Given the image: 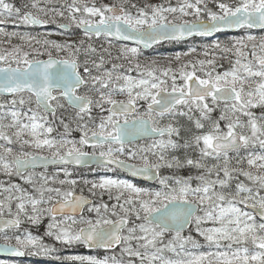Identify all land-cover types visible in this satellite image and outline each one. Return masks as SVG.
<instances>
[{
    "label": "snow or ice",
    "instance_id": "snow-or-ice-1",
    "mask_svg": "<svg viewBox=\"0 0 264 264\" xmlns=\"http://www.w3.org/2000/svg\"><path fill=\"white\" fill-rule=\"evenodd\" d=\"M52 2L30 0V5L23 7L30 6L35 11L22 13L21 8L0 0V25H46L56 23L54 17L59 16L68 21L58 24L61 29L75 25L83 29L85 37L103 34L134 41L144 48L187 36H210L225 29H264V0L220 2L219 11L207 10L205 5L207 23L182 19L195 14L199 20L203 0H184L177 7L147 6L150 15L145 8L132 15L123 3L97 7L81 0H65L67 17L65 11L47 6ZM166 14H172L173 19ZM0 36L7 38L0 39V44L11 45L0 50V94L12 97L0 102V171L19 177L32 189L15 183L0 185L7 193L0 199V252L16 257L50 256L59 251L56 245H81L103 250L105 255H73L65 259L78 264H264V222L257 223L253 212L244 210L250 208L264 220V36L258 43L253 35L231 46L216 43L214 52L218 50L222 58L234 57L230 70L215 72V57H209L206 50V59L189 61L191 71L189 64L180 67V83L175 70L154 67L155 61L133 66L140 47L121 49L129 63L126 73L136 70L138 78L119 72L124 65L115 63L111 70L93 75L89 64L100 72L104 58L101 56L98 63L89 60L88 55L96 52L89 44L81 63L78 54L83 40L79 45L41 40L3 27ZM13 37L29 45L35 41L44 50L36 47L25 51L23 44H11ZM44 55L47 59L39 58ZM180 58L179 54L175 57L177 61ZM197 64L200 71L205 65L212 69L205 72L206 78L196 75ZM82 87L95 91L98 98L79 94ZM114 93L126 94L127 100L114 99ZM61 101L75 110L81 121L85 116L92 119L93 106L108 114L100 117L97 130L78 124V141L63 137L57 140L51 138L54 128L47 116L55 117L57 109L65 107ZM138 101L147 102L146 107L138 108ZM221 103L223 109L213 119L211 114ZM105 104L110 107L105 109ZM25 105L27 110L22 111ZM256 108L262 109L260 116L254 113ZM177 117H186L190 126L181 125ZM5 119L9 122L5 123ZM60 123L67 134L69 124L63 120ZM139 140L151 143L140 146ZM12 145H18L19 150L14 151ZM85 146H91L93 151H85ZM256 148L261 152L249 151ZM181 150L183 156L177 155ZM189 150L198 155L193 158ZM241 150H246L247 155L241 156ZM45 151L50 155H43ZM229 153L236 154V166ZM245 161L247 169L240 166ZM50 164L119 169L133 177L155 179L160 188L150 191L109 176L98 182L84 180L85 185L90 184L88 192L93 197L99 190L101 200L94 202L83 195V189L77 194L78 182L67 179L72 175L67 167L62 169L66 179L58 181L61 187L51 186L57 183L55 176L49 178L41 173L39 179L34 178L32 170ZM162 168L172 170L171 174L161 175ZM184 168L195 169L196 174L179 175ZM241 176L245 180H240ZM105 193L116 202H103ZM45 219L43 236L24 227H38ZM193 224L198 236L216 251L197 253L186 248L202 247L193 235H183L185 228ZM208 224L211 226L205 227ZM166 233L174 235L164 243ZM44 237L52 243H46ZM248 244L254 251H249ZM118 246L119 256L115 254ZM166 251L179 258H166ZM0 264L6 261L0 260Z\"/></svg>",
    "mask_w": 264,
    "mask_h": 264
},
{
    "label": "trees",
    "instance_id": "trees-1",
    "mask_svg": "<svg viewBox=\"0 0 264 264\" xmlns=\"http://www.w3.org/2000/svg\"><path fill=\"white\" fill-rule=\"evenodd\" d=\"M104 1L105 0H81L82 3H87L89 6L95 4L97 7H101L104 5ZM117 2V5L123 3L124 7L127 11H129L131 14H137V9L139 8H145L146 11H148L149 13H151V9L147 6H151V5H163L164 7H169V6H173V5H178L179 2L177 0H169L167 1L165 4H151L148 2V0H115ZM215 2H233V0H212ZM8 3L13 4L15 7L17 8H21L22 13L24 11H35L33 9L30 8H24L23 5L24 4H29L30 5V0H7ZM67 3H71V0H67ZM65 4V0H53V2L49 5H47L49 8H56L58 10L61 11H65V17H67L68 13L66 11V9L63 8V5ZM132 5H136L135 8L132 7ZM42 6L43 3H42ZM79 15V14H77ZM49 16L51 17V13L49 14ZM204 18L206 16H203ZM56 20V23H49L46 24V26L44 28H38V27H16L12 24H8V25H0V27L5 28V31L8 32H18L21 34H28L30 36L36 37L37 39H41L42 31L46 32V31H61L59 30L58 24H60L63 20H67L66 18H61L59 16H55L54 17ZM76 34L81 35L82 33L80 32L79 29H75L74 30ZM64 32V31H62ZM66 34L71 33L70 32H64ZM248 35H253L257 37V43L259 42V38L264 36V32H255L253 30L250 29H246L243 30L241 32H239L236 35H227V34H222V35H218L216 36V39H219V41L217 43H220L221 45H228L231 46L236 40L242 39L244 38L246 40V37ZM0 39H7L6 37L0 36ZM109 40V42L111 44H114L115 46H122L121 44H119L118 42H115L109 38H107ZM43 40V39H41ZM100 39H96L93 38L91 40L89 39H85L84 44L81 48V52L78 54V58L79 60L81 59L80 55L84 54V49H86L88 47L89 44H87V42H91L90 45L96 49L95 53H90L88 55V57H90L91 54H96L98 57V60L100 59L101 56H103L104 61L107 62V68H111L112 64H123L126 67H129V63L126 60L121 59L122 56L119 55L117 49H115L114 47L110 46L107 43H99ZM35 41H32V43ZM215 42L214 40H210V38H195L189 42H185V43H181V42H169L166 44H162L160 46H158L157 48L153 49L152 51L148 52V53H144L141 52V58L140 59L142 61H137L138 63H140L142 66L143 65H151L153 61H155V65H153L154 67H161V68H167V67H171L173 70L177 72H179L180 67L183 64H189V61L191 62H196L198 60L201 59H206V57L204 56V52L207 50V52L209 53V57H215L216 60V65L221 64V65H225L227 64V62H230V60H234V57H230V58H222L221 54L219 53V51H213V45H215L216 43H212ZM12 45H17V44H23L24 46V50L25 51H29L31 52V50H27V46L29 44L21 41L18 37H13L12 41H11ZM72 44H77L79 45V42H73ZM11 45L4 43V44H0V50L5 49V48H10ZM38 47L41 49V51H43V47L41 45H37L35 46V48ZM195 49V52H192L191 49ZM251 49V44L249 43V51ZM55 53V52H53ZM179 54L180 55V60L177 61L175 59L176 55ZM119 57V58H118ZM40 58H46L47 56H41ZM155 59H160V60H155ZM136 62V63H137ZM134 66V65H133ZM101 69H106L105 67H102ZM83 70V69H82ZM191 64H189L188 67V71H191ZM124 71V70H123ZM199 70V65L197 64V76H201ZM83 72V71H82ZM79 94L84 95V94H88L91 95L93 97V99L98 98L97 97V93H95V91L91 90L90 88H82L79 90ZM114 95V94H113ZM5 100H7L4 97L0 98V102H4ZM66 112H61L58 111L56 116L53 117L52 115H49L47 117H50L52 120H54V123L51 124V126L54 128V131L50 134L51 138H55L57 140L61 139L62 137L64 139L67 140H76L78 141L81 133L80 130L77 129V127H75L74 125L70 124V117L71 114H76L75 110L69 108L67 106L66 108ZM63 120L64 123L69 124V132L67 134H65L63 125L60 123V121ZM48 155H50L49 153H47ZM80 191L81 189H83V194L94 198L89 192H88V187L87 186H80ZM78 190V189H77ZM100 199V196H96V200ZM98 201V200H97ZM96 254H99L100 256H103L105 253L98 251L96 252ZM27 260V259H26ZM28 262H30V264H56V263H51L48 262L46 260H44V262H41V260H38L36 258H33L32 260H29Z\"/></svg>",
    "mask_w": 264,
    "mask_h": 264
},
{
    "label": "rangeland",
    "instance_id": "rangeland-1",
    "mask_svg": "<svg viewBox=\"0 0 264 264\" xmlns=\"http://www.w3.org/2000/svg\"><path fill=\"white\" fill-rule=\"evenodd\" d=\"M167 1H169V0H148V2L149 3H151V4H165ZM178 2H179V4H182L183 2H184V0H177ZM188 2H190V3H194L195 2V0H188ZM227 3H232V2H227ZM112 4H117V2L115 1V0H105L104 1V5H112ZM178 4V5H179ZM218 4H219V2H215V1H212V0H203V3L200 5V7H201V9H202V11H201V14H200V17H199V20H197V17L195 16V14H191V15H188V16H184V17H182V19H184V20H187V21H202V20H208V16H207V10H211V11H219V9H218ZM178 5H173V6H171V7H177ZM205 5L207 6V10H204L205 9ZM170 7V6H169ZM189 11H192V10H189ZM151 13H149V15H150ZM132 15H136V14H132ZM166 15H168V18L171 20V19H173V15L172 14H166ZM177 16H179V13H177L176 14ZM203 16H206L205 18L203 17ZM93 19H98V17L97 18H93ZM68 21L67 20H63L60 24H62V23H67ZM5 26V25H4ZM19 27H27V26H23V25H21V26H19ZM28 27H30V26H28ZM71 33H68V34H66V33H64V32H62L63 30H61V31H58V30H56V31H46V32H44V31H42L41 33H43L42 34V36H44V37H42L41 39H50V40H55V41H57V42H60V43H70V44H72L74 41L75 42H79L80 40H85V39H89V40H91V39H93V37L91 36L90 38L89 37H85V35H84V33L80 30V28H77L75 25H73L71 28ZM75 29H79L80 30V32L82 33L81 35H78V34H76L75 33ZM60 30V29H59ZM108 37H102V38H99L100 40V42L99 43H107L109 46L108 47H110V46H112V47H114L115 49H117V51H118V53H119V55H121V49L123 48V47H128V48H131V47H133V46H128V45H122V46H115L114 44H111L110 42H109V40L107 39ZM96 39H98V38H96ZM210 40H214L215 42H212V43H217L218 41H219V39H216V37H213V38H210ZM91 42H87V44H90ZM35 46H37V44H35V42H33V43H31V45H28L27 46V50H31L32 48H35ZM258 50V49H257ZM141 52H142V50L140 49V55L138 56V57H136L135 59H133L132 60V64L134 65L137 61H142V60H140V59H143V58H141ZM53 55H56V53H53ZM60 55L61 56H63V55H65L64 53H60ZM122 56V55H121ZM80 57H81V59H80V61H81V63H83V60L86 58L85 57V54H81L80 55ZM40 58V57H39ZM89 60H95L97 63L99 62V60H98V57H97V55L96 54H91L90 55V57H87ZM40 59H46V58H40ZM121 59H123V60H126L127 62H128V60L127 59H125L123 56H122V58ZM155 60H160V59H155ZM234 61V60H233ZM13 66H15V65H13ZM107 66V62H105L104 61V64H103V66L102 67H105L106 69H100V72H98L97 71V69H95L93 66H92V64L90 63L89 64V67H90V69L92 70V74L93 75H97V74H100V73H102L104 70H111V68H107L106 67ZM230 67H231V64H230V62H227V64H226V66L224 65H221V64H217V65H215V72H223V71H226V70H230ZM82 68V67H81ZM128 67H126L125 65H124V68H122V69H119L118 71L119 72H122V73H126V69H127ZM158 68H161V67H158ZM199 68H200V66H199ZM124 70V71H123ZM210 70H212L211 68H209V66L208 65H205L204 66V71H198V72H200V74H201V78H206V76H205V72H207V71H210ZM179 72H177V83H180L181 82V80H180V78H179V74H178ZM197 73V72H196ZM126 74H130V75H132L133 77H137L138 78V73H137V71L136 70H133L131 73H126ZM160 73L158 72L157 73V75H159ZM169 84H171V80H170V78H169ZM1 98V97H0ZM113 98L114 99H117V100H124V101H126L127 100V95L126 94H120V93H114V95H113ZM7 100H5V101H8V100H11L12 99V97L11 98H6ZM2 102V101H1ZM61 103H65V107L64 108H58V111H61V112H66L67 110H66V108H67V104H66V102H64V101H61ZM209 103H211V102H209ZM146 104H147V102H145V101H138V104H137V106H139L140 107V105H143L144 107H146ZM19 107V106H18ZM27 107H28V105H25L24 106V108L23 109H21L22 111H26L27 110ZM31 107H35V105L33 104V105H31ZM110 107V105H107V104H105L104 105V108H109ZM223 109V105L221 106V105H219L218 107H216L215 108V110L213 111V113L211 114L212 115V118L213 119H217L218 117H219V115H220V113H221V110ZM98 110H100V109H98ZM142 110V109H141ZM101 111V110H100ZM254 111V113L257 115V116H260L261 115V112H262V109H260V108H256V109H254L253 110ZM96 107L95 106H93V109H92V112H91V117H92V119H89L87 116H85L84 117V119L81 121V120H79L78 118H77V116H76V114H71V117H70V119H69V121H70V124L71 125H74L75 127H77V125L78 124H86L87 125V127L89 128V129H91V130H96L97 129V126H98V124H99V122H100V117L101 116H107V114L105 113V111H103V113H101L100 112V114H97V116H96ZM196 115H198V113H195ZM49 116V115H48ZM96 117H99L98 118V123H96ZM10 119V118H9ZM9 119H5V123H8L9 122ZM47 119H48V121H49V123L50 124H53L54 123V120H52L50 117H47ZM241 119H243V120H246V117H241ZM177 120L179 121V123L181 124V125H185V126H190V122L187 120V118L186 117H177ZM165 123L167 122V118L165 119V121H164ZM223 124H224V122L222 121L221 122V125H222V127H223ZM77 129H78V127H77ZM80 133H81V131H80ZM89 135H91V132H89ZM182 135H183V132H182ZM0 143H2V141H0ZM151 143V142H150ZM150 143H147V144H150ZM146 145V144H145ZM140 146H143V145H140ZM12 147L14 148V151H18L19 150V146L18 145H12ZM249 151H255V152H261V150L259 149V148H256V149H250ZM48 152L47 151H45L44 153H43V155H48L47 154ZM177 155H181V156H183V150H181L180 152H178V153H176ZM189 154L190 155H192L193 156V158H195L197 155H198V153H196V152H194V151H192V150H189ZM241 155V154H240ZM247 155V151L245 150L244 151V153L241 155V156H246ZM230 156H232V155H230ZM233 157V160H232V165L233 166H236V159H235V157H236V155H233L232 156ZM150 158H152V159H154V157H150ZM133 162H136V163H138L139 161H133ZM241 167H244L245 169H247V164H246V161H245V163L243 164V165H240ZM161 172H162V175H170L171 174V171L172 170H169V169H166V168H162L161 170H160ZM41 173H43V174H45V175H47L49 178H51V177H53L54 176V174H48V173H45V172H41ZM41 173H35V179H39V177H40V174ZM179 175H188V174H193V175H195L196 174V170L195 169H190V168H184V169H181V170H179V173H178ZM59 175H64V173H60V174H58L57 176H59ZM57 176H55V178L57 177ZM65 176V175H64ZM106 176H109V177H111L110 175H106ZM101 178V177H100ZM100 178H97L96 180H97V182L100 180ZM114 178V177H113ZM64 179H66V177L64 178ZM239 179L240 180H245V178L244 177H239ZM56 180H57V183L56 184H52L51 186H53V187H60V185H59V183H58V181L60 180L59 178H56ZM130 182V181H129ZM246 183H248L247 181H245ZM9 183H15V184H19V185H21V187H24V188H26V189H28L29 191H32V189H31V186L30 185H28V184H26L22 179H20L19 177H17V176H15V175H13V176H11V177H9V176H7L6 174H4V172L3 171H0V185H2V186H4V187H7L8 185H9ZM132 183V182H131ZM134 184V183H133ZM134 185H136V184H134ZM137 187H141V186H138V185H136ZM65 187H67V185H65ZM233 187H234V185H233ZM142 188V187H141ZM159 188H160V185L158 184L155 188H152V189H150V188H145V189H148V190H150V191H156V190H159ZM262 194H264V193H262ZM5 195H7V193H4L3 191H2V188H0V199H3L4 198V196ZM97 196H100L99 195V190H97ZM96 197V196H95ZM98 200V201H97ZM96 200V202H100V200H101V196H100V199H97ZM102 200H103V202H105V203H108L109 205H111V204H113V203H115L116 201H115V199H112V200H109L108 199V195H107V193H105L104 195H103V197H102ZM241 207H243V206H241ZM245 211H248L246 208L244 209ZM203 213H200V215H202ZM86 215H89L88 213L86 214ZM91 215H94V214H91ZM254 215V214H253ZM113 219H115V217H112ZM256 222L257 223H260V221L257 219V217H256ZM137 223H139V221H137ZM46 225H47V219H45L44 220V222L40 225V226H38V227H36V226H31V225H28V224H25L24 225V227H26V228H29L32 232H33V234L34 235H41V236H43V234H44V231H45V228H46ZM209 226H211L210 224H208V225H205V227H209ZM189 234H191V235H193L194 237H196L199 241H200V243H201V245H202V247L201 248H199V249H193V248H191V245H187L186 246V248L188 249V250H190V251H193V252H197V253H199V252H207V251H216L217 249L213 246V247H209L205 242H204V240H203V238L202 237H199L198 236V234L195 232V225L193 224V226L191 227V229L188 231V232H185V233H183V235H189ZM174 235V233H166L165 234V237H164V243H167V241L169 240V239H171L172 238V236ZM44 239H45V242L46 243H52L50 240H49V238H47V237H44ZM133 244H134V242H133ZM248 248H249V251L251 252V251H254V248H253V246L251 245V244H248V245H246ZM56 247L59 249V251L58 252H56V253H54V254H52V255H50V256H44V255H40V256H35V255H28V257H30V258H36V259H38V260H41V262H44V260H46V261H48V262H53V263H56V264H62V260H66V261H69V260H67V259H65L66 257H69V256H73V255H87V254H84V253H72V254H66V253H61V251H63V250H65V249H71V250H75V251H77V250H79L80 249V246L79 245H74V246H72V247H62V246H60V245H56ZM179 250V249H178ZM221 250H225V249H221ZM108 254H112V253H108ZM115 254L116 255H118L119 256V254H120V249H118L116 252H115ZM97 256H99L100 258H103V256L105 255H103V256H100L99 254H96ZM164 255H165V257L166 258H171V259H177V258H179V257H176L175 256V254L174 253H171V252H168V251H166L165 253H164ZM56 256H60L61 257V259H56L55 257ZM123 259L126 261L127 259H128V257L125 255L124 257H123ZM0 260H3V261H6V264H19L18 262H16V261H12V260H7V259H0ZM71 262H73V261H71ZM75 264H78V262H74ZM23 264H30L29 262L28 263H23ZM136 264H138V261L136 262Z\"/></svg>",
    "mask_w": 264,
    "mask_h": 264
},
{
    "label": "flooded vegetation",
    "instance_id": "flooded-vegetation-1",
    "mask_svg": "<svg viewBox=\"0 0 264 264\" xmlns=\"http://www.w3.org/2000/svg\"><path fill=\"white\" fill-rule=\"evenodd\" d=\"M70 31H71V29H70ZM69 31V32H70ZM93 38H96L95 36H92ZM102 37H104V36H102ZM102 37H99V38H102ZM106 37V36H105ZM83 68H81V72L83 71L82 70ZM209 102H211L210 101V99H209ZM221 106L223 105V103H221L220 104ZM138 108H139V106H137ZM106 109V108H105ZM100 110H98V108H96V113L97 114H100ZM101 113H103V112H101ZM105 113L106 114H108L107 113V111L105 110ZM97 114H96V116H97ZM98 118L99 117H96V123H98L99 121H98ZM97 130V129H96ZM151 142V140H144V141H140V142H137V144L138 145H145V144H147V143H150ZM129 147H132V146H129ZM84 150L85 151H88V152H92L93 151V149L92 148H87L86 146H85V148H84ZM97 151H98V149H97ZM244 151L245 150H241V155L244 153ZM229 155H236L235 153H229ZM122 158H124V157H122ZM133 162V161H132ZM136 163V162H135ZM65 167H67L68 168V171L69 172H71V176L70 177H67V179H75V180H77V182H78V184H77V187H76V192H77V194H80L81 193V191H80V186H87L88 188L90 187V184L89 185H85L84 183H83V181L84 180H88V181H97L96 179L97 178H100V177H104V176H106V175H110L111 177H114V178H119V179H125V180H128V181H130V182H132V183H134V184H136V185H138V186H141L142 188H150V189H152V188H155L158 184H159V182L158 181H156L154 184H150V183H146V182H143V181H139V180H137V179H135V178H133V177H131V176H129L128 174H126V173H124V172H122L121 170H119V169H117V170H115V171H104V170H93L92 168H77V167H69V166H65ZM64 167H55V168H49V169H44V170H38V171H34V173H41V172H45V173H48L49 175L50 174H54V176H57L58 174H62V173H64L63 171H62V169H63ZM160 174L162 175V172L160 171ZM56 178H59V179H64L65 178V176L64 175H59V176H57ZM61 187V186H60ZM65 187V186H64ZM78 189V190H77ZM83 195H85V194H83ZM85 196H87V195H85ZM87 197H89V196H87ZM89 198H91V199H93L94 200V202H96V197H94V198H92V197H89ZM247 209V208H246ZM87 214V212L85 213V215ZM198 214H200V213H198ZM255 215V214H254ZM258 219V218H257ZM259 220V219H258ZM260 221V220H259ZM260 222H262V221H260ZM193 226V225H192ZM191 226V227H192ZM191 229V228H190ZM189 229V230H190ZM188 230V231H189ZM188 231H186V232H188ZM183 233H185V232H183ZM80 246V249L79 250H77V251H75V250H71V249H65V250H63V251H61V253H66V254H72V253H84V254H87V255H96V252H98V251H100V250H88L86 247H84V246H81V245H79ZM27 259V260H26ZM33 258H30V257H28V255L26 254V258L24 259V260H12V261H16V262H18L19 264H23V263H28V261L29 260H32ZM8 260V259H7ZM30 263V262H29ZM62 264H75L74 262H71V261H66V260H62Z\"/></svg>",
    "mask_w": 264,
    "mask_h": 264
},
{
    "label": "water",
    "instance_id": "water-1",
    "mask_svg": "<svg viewBox=\"0 0 264 264\" xmlns=\"http://www.w3.org/2000/svg\"><path fill=\"white\" fill-rule=\"evenodd\" d=\"M203 22L207 23L208 20H202ZM200 22V21H198ZM46 25H36V26H32V27H38V28H44ZM61 29V28H60ZM246 29V28H244ZM244 29H237V28H232V29H225L221 32H216V33H213L212 35L210 36H198V35H193V36H187L181 40H178V41H162L160 44L158 45H153L151 48H144L143 46H138L134 41H124V40H119V39H116L114 37H109L110 39L112 40H115L117 41L118 43L120 44H124V45H128V46H133V47H140V49L145 52V53H148L150 51H152L153 49H155L156 47L162 45V44H166V43H169V42H181V43H185V42H189L195 38H211V37H214V36H217V35H222V34H231V35H234V34H237L239 33L240 31L244 30ZM61 30H64V29H61ZM80 30L83 32V29L80 28ZM251 30H255V31H261L263 32L264 29H259V28H253ZM66 32L70 31V29L68 30H64ZM84 33V32H83ZM92 36H95V37H102V36H105L103 34H101L100 36H96V35H92ZM83 88V87H82ZM81 88V89H82ZM0 97H5V98H11V95L9 94H0ZM67 104V103H66ZM68 106V105H67ZM69 107V106H68ZM72 109V108H71ZM56 114H57V111H56ZM48 115H51V114H48ZM140 141H144V140H139L138 142ZM87 148H92L91 146H86ZM65 166H69V167H77V168H87V167H84V166H76V165H48L47 168H43V167H37L36 169L32 170V171H38V170H44V169H49V168H55V167H65ZM122 172L128 174L129 176L133 177L132 175H130L129 173L121 170ZM139 181H143V182H146V183H150V184H154L157 180L155 179H146V178H143V177H133ZM87 197V196H86ZM89 198V197H88ZM91 199V198H89ZM93 200V199H91ZM94 201V200H93ZM248 211H252L253 214H255V216L262 222H264V220H261L260 216L257 214L256 211L250 209V208H247ZM192 225L188 226L187 228H185L184 232L188 231L190 228H191ZM88 249V248H87ZM120 249V247L118 246L116 248V251ZM90 250V249H88ZM103 251V250H101ZM26 258V255L22 256V257H16V256H13L12 254L10 253H4V252H0V259H9V260H24Z\"/></svg>",
    "mask_w": 264,
    "mask_h": 264
}]
</instances>
